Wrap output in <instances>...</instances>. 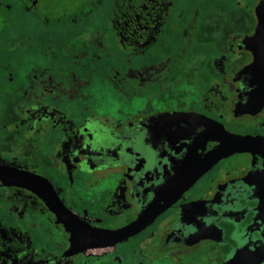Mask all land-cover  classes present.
I'll return each instance as SVG.
<instances>
[{
    "label": "flooded vegetation",
    "instance_id": "1",
    "mask_svg": "<svg viewBox=\"0 0 264 264\" xmlns=\"http://www.w3.org/2000/svg\"><path fill=\"white\" fill-rule=\"evenodd\" d=\"M243 251L264 264V0H0V264Z\"/></svg>",
    "mask_w": 264,
    "mask_h": 264
},
{
    "label": "water",
    "instance_id": "2",
    "mask_svg": "<svg viewBox=\"0 0 264 264\" xmlns=\"http://www.w3.org/2000/svg\"><path fill=\"white\" fill-rule=\"evenodd\" d=\"M20 178V177H19ZM135 227L134 228H127L124 229L116 234L117 238H123L126 236H129L135 232ZM251 259L249 257V252L248 251H243L240 252L236 255L234 260H232L229 264H256V263H250ZM254 262V261H253Z\"/></svg>",
    "mask_w": 264,
    "mask_h": 264
}]
</instances>
